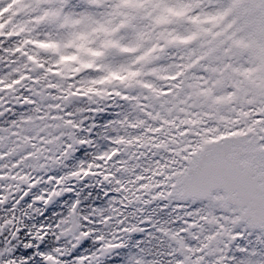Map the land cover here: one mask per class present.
Masks as SVG:
<instances>
[{
  "label": "snow or ice",
  "instance_id": "1",
  "mask_svg": "<svg viewBox=\"0 0 264 264\" xmlns=\"http://www.w3.org/2000/svg\"><path fill=\"white\" fill-rule=\"evenodd\" d=\"M0 264H264V0H0Z\"/></svg>",
  "mask_w": 264,
  "mask_h": 264
}]
</instances>
